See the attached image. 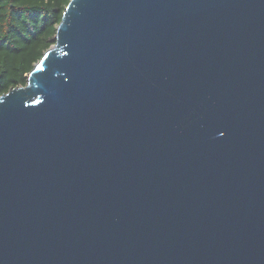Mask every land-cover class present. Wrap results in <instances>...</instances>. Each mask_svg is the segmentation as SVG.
Here are the masks:
<instances>
[{
  "label": "water",
  "instance_id": "1",
  "mask_svg": "<svg viewBox=\"0 0 264 264\" xmlns=\"http://www.w3.org/2000/svg\"><path fill=\"white\" fill-rule=\"evenodd\" d=\"M0 264H264V0H70L0 95Z\"/></svg>",
  "mask_w": 264,
  "mask_h": 264
},
{
  "label": "trees",
  "instance_id": "2",
  "mask_svg": "<svg viewBox=\"0 0 264 264\" xmlns=\"http://www.w3.org/2000/svg\"><path fill=\"white\" fill-rule=\"evenodd\" d=\"M70 0H0V95L27 84Z\"/></svg>",
  "mask_w": 264,
  "mask_h": 264
}]
</instances>
